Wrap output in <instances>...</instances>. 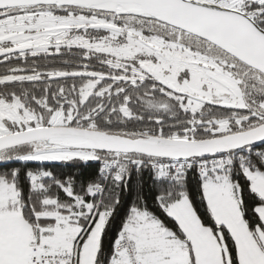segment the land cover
Instances as JSON below:
<instances>
[{"label":"snow or ice","instance_id":"1","mask_svg":"<svg viewBox=\"0 0 264 264\" xmlns=\"http://www.w3.org/2000/svg\"><path fill=\"white\" fill-rule=\"evenodd\" d=\"M0 58V264H264V0H0Z\"/></svg>","mask_w":264,"mask_h":264},{"label":"trees","instance_id":"2","mask_svg":"<svg viewBox=\"0 0 264 264\" xmlns=\"http://www.w3.org/2000/svg\"><path fill=\"white\" fill-rule=\"evenodd\" d=\"M65 171H71V170L70 169H65ZM192 196H193L194 200H198V197H196L195 192L192 193ZM149 204L151 206V201H149Z\"/></svg>","mask_w":264,"mask_h":264},{"label":"flooded vegetation","instance_id":"3","mask_svg":"<svg viewBox=\"0 0 264 264\" xmlns=\"http://www.w3.org/2000/svg\"><path fill=\"white\" fill-rule=\"evenodd\" d=\"M0 59H2V58H0Z\"/></svg>","mask_w":264,"mask_h":264}]
</instances>
